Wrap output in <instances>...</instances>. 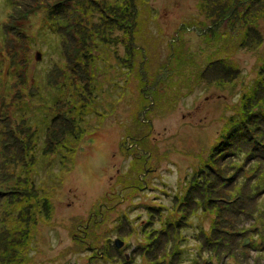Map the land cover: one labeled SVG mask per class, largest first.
I'll return each instance as SVG.
<instances>
[{
  "label": "rangeland",
  "instance_id": "374dc122",
  "mask_svg": "<svg viewBox=\"0 0 264 264\" xmlns=\"http://www.w3.org/2000/svg\"><path fill=\"white\" fill-rule=\"evenodd\" d=\"M0 264H264V0H0Z\"/></svg>",
  "mask_w": 264,
  "mask_h": 264
},
{
  "label": "water",
  "instance_id": "95a60500",
  "mask_svg": "<svg viewBox=\"0 0 264 264\" xmlns=\"http://www.w3.org/2000/svg\"><path fill=\"white\" fill-rule=\"evenodd\" d=\"M116 245L119 247L122 245V241L121 240H116Z\"/></svg>",
  "mask_w": 264,
  "mask_h": 264
},
{
  "label": "bare ground",
  "instance_id": "6f19581e",
  "mask_svg": "<svg viewBox=\"0 0 264 264\" xmlns=\"http://www.w3.org/2000/svg\"><path fill=\"white\" fill-rule=\"evenodd\" d=\"M83 168H85V167H83ZM83 175L86 176V177H90V175L88 173L86 174V171L85 170L83 171Z\"/></svg>",
  "mask_w": 264,
  "mask_h": 264
}]
</instances>
